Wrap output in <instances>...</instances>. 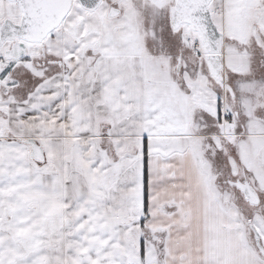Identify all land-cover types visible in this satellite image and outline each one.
I'll return each mask as SVG.
<instances>
[{
  "label": "snow or ice",
  "instance_id": "snow-or-ice-1",
  "mask_svg": "<svg viewBox=\"0 0 264 264\" xmlns=\"http://www.w3.org/2000/svg\"><path fill=\"white\" fill-rule=\"evenodd\" d=\"M0 264H264V0H0Z\"/></svg>",
  "mask_w": 264,
  "mask_h": 264
}]
</instances>
